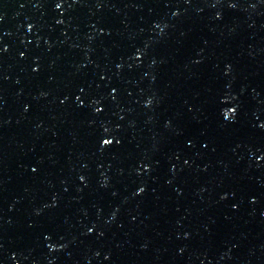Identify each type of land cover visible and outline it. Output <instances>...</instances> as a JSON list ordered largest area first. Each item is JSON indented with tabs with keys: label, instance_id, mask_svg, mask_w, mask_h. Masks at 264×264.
I'll return each instance as SVG.
<instances>
[{
	"label": "water",
	"instance_id": "95a60500",
	"mask_svg": "<svg viewBox=\"0 0 264 264\" xmlns=\"http://www.w3.org/2000/svg\"><path fill=\"white\" fill-rule=\"evenodd\" d=\"M57 2L0 0V264H264V0Z\"/></svg>",
	"mask_w": 264,
	"mask_h": 264
},
{
	"label": "snow or ice",
	"instance_id": "6c2138e0",
	"mask_svg": "<svg viewBox=\"0 0 264 264\" xmlns=\"http://www.w3.org/2000/svg\"><path fill=\"white\" fill-rule=\"evenodd\" d=\"M213 6H215V5H213ZM55 7L58 8V9L62 8L63 7V0H59V2L56 3ZM228 7L236 8L237 4L236 3H229ZM174 15H178V13H174ZM220 18L221 17L218 15L217 19H220ZM0 20H2V17H0ZM57 23H63V21H57ZM31 27L32 26L29 25V30H31ZM157 27H159V25H157ZM0 51H7V49L6 48L0 49ZM136 53H137V55H135L136 59H140L143 56V52H141L140 50H137ZM197 63H199V61H197ZM35 70L36 69H34V71ZM81 91H83V89H81ZM113 91H115V90H113ZM113 99H115V97H113ZM228 99H229V97H224L221 102L222 103H226ZM77 100H80V97H77ZM62 103H63V101H62ZM94 103L98 104L99 101H94ZM151 105H152V100L148 99L146 101V106H151ZM81 106H83V105L81 104ZM238 110H239V106L237 105L236 107H232V108L224 111L223 115L225 117H231L233 120H235V117H236V115L238 113ZM101 111H102V109H100L99 107L96 108V112L97 113H99ZM121 119H123V117H121ZM259 127L261 129H264V123L259 124ZM116 130L119 131V128H117ZM103 131H104L105 134H109L110 138H105L104 136L100 137L99 144H100L101 149H105L107 147H110L113 144V141H115L117 145H119L121 143L120 139H118L115 135H111V129L110 128L104 127ZM105 146H107V147H105ZM189 146H191V142H189ZM205 147H207V145H205ZM257 151L260 152V155H259L258 159L259 160H264V149H259L258 148ZM185 163L187 164L188 161L186 160ZM142 167L147 171V170H149L150 166L145 164V165H142ZM32 171L35 172V171H37V169L33 168ZM80 179H81V181H84L86 178L81 176ZM144 192H145V188L140 187L136 194L139 195V194H142ZM222 198H224V197H222ZM233 207H235V205ZM88 231L92 232L93 229L89 228ZM100 235H103V233L101 232ZM46 239H51V237L48 236V237H46ZM49 247L51 248L52 245H49ZM13 259H15V257H13ZM105 259H108V257H105Z\"/></svg>",
	"mask_w": 264,
	"mask_h": 264
}]
</instances>
